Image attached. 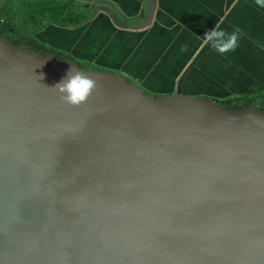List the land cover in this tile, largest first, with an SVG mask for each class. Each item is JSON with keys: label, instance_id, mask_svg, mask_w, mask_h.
<instances>
[{"label": "water", "instance_id": "1", "mask_svg": "<svg viewBox=\"0 0 264 264\" xmlns=\"http://www.w3.org/2000/svg\"><path fill=\"white\" fill-rule=\"evenodd\" d=\"M77 1L134 31L158 6ZM71 67L97 81L80 107L51 89ZM217 102L0 35V264H264V111Z\"/></svg>", "mask_w": 264, "mask_h": 264}, {"label": "crops", "instance_id": "2", "mask_svg": "<svg viewBox=\"0 0 264 264\" xmlns=\"http://www.w3.org/2000/svg\"><path fill=\"white\" fill-rule=\"evenodd\" d=\"M3 1L7 2L0 0ZM108 1L116 4L129 18L139 16L147 2ZM91 11L94 9L91 8ZM98 13L99 16H90L80 26H61L54 22L48 26L67 28L59 29L66 34L81 31L78 36L87 40L93 36L94 45L101 44L105 36V53L109 47L127 49L124 59L127 63L132 62L133 56L147 40L152 41L149 45L155 54V63L151 68L142 66L146 72L151 69V73L150 77L141 81L143 83L139 82L141 87L147 84L155 90L158 83H154L162 78V83L171 85V88L178 85L188 90L185 95L201 97L202 94L227 103L236 97L241 98L238 103L264 100V8L258 7L255 0H158L153 24L140 31L120 29L108 14ZM215 26L228 33L239 32V46L234 52L221 55L205 41L204 34ZM157 33L163 35L165 40L168 38L167 42H161ZM118 40L121 44H117ZM77 42L71 43L75 45ZM185 48L186 51L182 50ZM193 59L196 61L194 66ZM188 65L191 69L189 72L185 69ZM170 72H173L171 76ZM173 93L175 91L159 94Z\"/></svg>", "mask_w": 264, "mask_h": 264}, {"label": "rangeland", "instance_id": "3", "mask_svg": "<svg viewBox=\"0 0 264 264\" xmlns=\"http://www.w3.org/2000/svg\"><path fill=\"white\" fill-rule=\"evenodd\" d=\"M66 0H7V2H0V23L4 26L9 27L11 31L18 30L20 32H24L34 38L35 41L41 43L42 45H47L56 50L65 52L74 58V61L78 62H88L93 64L95 67L100 69L103 72H112L122 75L129 82L134 83L135 81L141 85L139 82L144 81V79L150 77L151 69L146 72V68L142 66H148L151 68L155 63L154 52L151 50L149 42L146 41L141 49L133 56L131 59L132 62L127 63L124 59L127 56L124 50H117L116 48L109 47L108 52L105 53L107 45L105 44L106 37H102L103 42L101 44L94 45L93 36L88 40L83 39V37H79L78 34L81 31L68 32V34L64 33L63 30H59L63 27L55 26L50 27L51 22L55 24H59L58 16L54 13V8L60 4H63ZM92 5L83 1H76L72 4V9L68 12V16L73 15L76 21H81V18H78V15H82L85 17L93 16L100 13L95 10L91 11ZM83 21V20H82ZM50 25V26H48ZM48 26V27H47ZM67 29V28H63ZM156 33V32H155ZM159 35V40L163 43H166L168 38L165 40L164 36ZM67 40L65 41V39ZM64 41H62V40ZM77 42V44H73L71 42ZM64 44H71L72 46H64ZM117 44H121V41L118 40ZM135 44V43H133ZM21 45V44H20ZM101 47L100 49H98ZM98 49L94 51L95 49ZM31 49L35 52L37 51L35 47L31 46ZM133 49L130 50V52ZM98 51V52H97ZM196 64L195 59L192 60V65ZM187 72H189L190 66L188 65ZM186 71V70H185ZM173 72H170L169 76H171ZM157 77V76H156ZM135 82V83H136ZM143 83V82H141ZM155 90L151 89V85L143 84L142 88L148 95L154 97L167 96L159 93H169L174 92L173 94L185 95L189 92L186 89L176 85L175 90L171 88V85L167 83H162V78L154 84ZM178 83V82H177ZM182 83H184L182 81ZM153 84V85H154ZM194 96V95H189ZM200 97V96H196ZM202 98L213 99L207 95H202ZM218 99V100H217ZM217 103L227 110H234V108H238L241 105H233L238 103L241 98H234L230 100L232 102L227 103L226 101L217 98ZM245 99V98H243ZM256 102H251V100L247 101L250 106H255L264 111V101L255 100ZM242 103V102H240ZM238 103V104H240ZM255 103V104H253Z\"/></svg>", "mask_w": 264, "mask_h": 264}, {"label": "clouds", "instance_id": "4", "mask_svg": "<svg viewBox=\"0 0 264 264\" xmlns=\"http://www.w3.org/2000/svg\"><path fill=\"white\" fill-rule=\"evenodd\" d=\"M255 3L258 7L264 8V0H255ZM204 39L216 52L224 55L234 52L238 48L240 36L238 31L228 33L225 30H219L218 26H215L213 30L204 34ZM182 50L186 51L187 49ZM42 78L41 76L40 79ZM51 89L60 94V99L64 103L72 107H80L88 101L97 89V81L76 67H71L66 78L51 87Z\"/></svg>", "mask_w": 264, "mask_h": 264}, {"label": "trees", "instance_id": "5", "mask_svg": "<svg viewBox=\"0 0 264 264\" xmlns=\"http://www.w3.org/2000/svg\"><path fill=\"white\" fill-rule=\"evenodd\" d=\"M75 3V0H66L63 4L58 5L53 10L54 13L58 16V22L61 26H80L81 24L85 23V21H88V17L78 15V18H81V21H76L73 17V15L68 16V12L72 9V4ZM83 20V21H82ZM0 35L4 36L6 40L13 45H22L24 47L30 48L31 46L36 48V53L40 54H46V55H52L56 56L58 58H61L63 60L72 61L78 64L81 69L84 70H99L97 67H95L93 64L88 62H76L74 61V58L70 56L69 54L56 50L54 48H51L47 45H42L41 43L37 42L32 38L30 35L20 32L18 30L11 31L9 27L4 26L2 23H0ZM32 50V49H31ZM34 51V50H33ZM35 52V51H34ZM262 97V96H261ZM264 98V97H263ZM264 101V100H263Z\"/></svg>", "mask_w": 264, "mask_h": 264}, {"label": "flooded vegetation", "instance_id": "6", "mask_svg": "<svg viewBox=\"0 0 264 264\" xmlns=\"http://www.w3.org/2000/svg\"><path fill=\"white\" fill-rule=\"evenodd\" d=\"M97 6H98V5L95 6V9H96V10H97ZM92 9H94V8H92ZM95 9H94V10H95ZM125 23H126V24H129L130 22H125ZM128 29H131V28H128Z\"/></svg>", "mask_w": 264, "mask_h": 264}]
</instances>
